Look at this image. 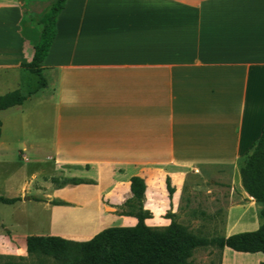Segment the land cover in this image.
I'll list each match as a JSON object with an SVG mask.
<instances>
[{"label": "crops", "instance_id": "0c3cea01", "mask_svg": "<svg viewBox=\"0 0 264 264\" xmlns=\"http://www.w3.org/2000/svg\"><path fill=\"white\" fill-rule=\"evenodd\" d=\"M54 1L0 0V89H9L0 94L35 90L9 108L38 107L30 116L43 129L6 138L19 146H0V157L11 149L31 167L19 195L5 197L48 212L49 223L24 234L19 249L26 251L28 235L87 240L99 231L93 223L136 224L135 215L103 203L130 198L133 175L145 181L144 209L167 220L163 210L181 204L188 174L217 169L242 199L227 208L224 236L242 232L243 219L256 226L258 204L242 186L240 165L264 123V0H66L42 62L46 85L36 89L38 76L22 63L32 59L39 17ZM53 177L92 182L58 185ZM158 193L160 208L149 203ZM5 229L16 239L15 227ZM263 260L261 251L225 246L220 264Z\"/></svg>", "mask_w": 264, "mask_h": 264}, {"label": "trees", "instance_id": "16d2710c", "mask_svg": "<svg viewBox=\"0 0 264 264\" xmlns=\"http://www.w3.org/2000/svg\"><path fill=\"white\" fill-rule=\"evenodd\" d=\"M65 1L55 0L40 15L42 29L34 45L33 57L29 62L22 63L23 67L38 76L36 89L46 85L42 62L56 36L57 18ZM34 91L22 93L16 89L0 94V110L22 104ZM1 125L0 120V134ZM240 176L244 190L260 205L258 215L261 223L256 230L217 237L213 241L220 249L228 246L237 251H261L264 254V123L259 137L240 165ZM52 181L58 185L92 182L76 177H53ZM166 188L171 197L174 186L169 176L166 178ZM130 190L132 196L123 205L131 209L125 214L136 216V224L109 226L87 240H72L57 235H28L25 241L27 253L51 257L55 264H193L195 248L208 244L209 240L174 219L163 227L146 224L145 219L151 217V214L143 208L144 179L138 175L131 176ZM17 199L0 195V204H11ZM2 264L24 263L7 260ZM261 264H264V260Z\"/></svg>", "mask_w": 264, "mask_h": 264}, {"label": "rangeland", "instance_id": "374dc122", "mask_svg": "<svg viewBox=\"0 0 264 264\" xmlns=\"http://www.w3.org/2000/svg\"><path fill=\"white\" fill-rule=\"evenodd\" d=\"M0 90L4 92L9 89L4 87ZM33 106V104H25V106H23V112H20L19 108L0 110V119L3 122L4 129L3 138L0 139V143L6 141L4 145L0 144L1 147L19 146L18 144L20 143L17 141H8L6 139L7 137L20 138L23 136V138H28L31 135L43 133V129L35 125L33 123L35 120L30 116V113L38 112V109H35L38 107L35 106L34 108ZM53 129L52 120L47 116V135L51 134ZM1 158L2 157H0V159ZM1 161L0 195L8 197L19 195L20 192H17V190L20 188V185L24 180L29 179V173L31 171V167H29L30 164L22 162L19 158H15L11 149H9L4 159L2 158ZM20 163L24 164L23 167L20 166ZM42 176L43 174L41 173V176L38 175L36 179L39 183H42ZM219 180L220 173L217 169H215V171L213 169H207L198 174L189 173L184 185L181 204L174 207L167 205L163 210L162 217H166L167 220L158 217L155 218L152 216V213L147 210L151 214V217H148L150 226L163 227L168 225L171 219H174L178 223L187 226L189 230L195 234L209 240L208 244L195 248L192 255L193 264H220L222 261L223 249H220L213 239L224 236L225 234V217L229 204L242 202V199L236 192L230 194L229 190L225 188V184L219 182ZM67 195L69 197L74 196V194L70 192L67 193ZM152 197L149 203L154 205V207L157 206L160 208L162 204L161 194L158 193ZM103 203L105 207L111 208L110 210L108 209V211L119 215L125 214L131 210L129 207L124 206V203L122 205L113 206L108 203L107 199H104ZM148 207L151 208L150 206ZM259 209L260 205L258 204L255 209L257 211V225L261 223V219L258 215ZM46 222L47 224L49 223L48 212L46 217L41 205L37 202L29 201L23 203L16 202L14 204H0V264L7 260L19 261L24 264H55V261L51 257L28 254L27 251H21V249H19V243H23L24 234H33V232L41 229L40 226L44 225ZM74 222V220H70L63 223L68 226V228L69 226L72 228V224H76ZM241 222L244 224L240 227L243 231L252 230L257 226L249 219H243ZM1 224L3 225L1 226ZM114 225H128V223L120 221L119 219L116 220L115 218L114 220H106L104 222L92 224V226L94 228L97 227L99 231ZM5 227H15L17 229L18 236L16 239L11 238L10 232L6 231ZM13 243H16L18 249H13Z\"/></svg>", "mask_w": 264, "mask_h": 264}]
</instances>
